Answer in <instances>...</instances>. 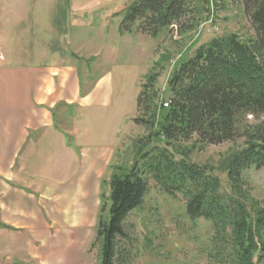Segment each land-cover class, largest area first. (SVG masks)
I'll return each mask as SVG.
<instances>
[{
  "label": "trees",
  "instance_id": "1",
  "mask_svg": "<svg viewBox=\"0 0 264 264\" xmlns=\"http://www.w3.org/2000/svg\"><path fill=\"white\" fill-rule=\"evenodd\" d=\"M247 14L253 36L231 33L199 45L167 80V98L158 96L154 77L141 85L135 124L151 130L135 145L129 167L113 166L108 194L100 195L96 239L97 264H123L118 238H126L124 222L141 206L153 180L169 196L181 195L185 212L212 224L213 264H264V204L253 198L242 180L251 166H264V0H237ZM208 0H132L120 13L119 32L133 29L150 37L176 26L182 33L200 22ZM168 100V106L162 105ZM252 120H249V118ZM220 144L244 138V146L227 155L219 170L188 159L179 144Z\"/></svg>",
  "mask_w": 264,
  "mask_h": 264
},
{
  "label": "crops",
  "instance_id": "2",
  "mask_svg": "<svg viewBox=\"0 0 264 264\" xmlns=\"http://www.w3.org/2000/svg\"><path fill=\"white\" fill-rule=\"evenodd\" d=\"M71 4L0 0V264H44L58 251L44 254V241L60 233L66 251L87 244L99 180L128 133L112 110L113 75L85 44L89 23L73 30Z\"/></svg>",
  "mask_w": 264,
  "mask_h": 264
},
{
  "label": "rangeland",
  "instance_id": "3",
  "mask_svg": "<svg viewBox=\"0 0 264 264\" xmlns=\"http://www.w3.org/2000/svg\"><path fill=\"white\" fill-rule=\"evenodd\" d=\"M132 0H72L75 16L73 30L79 29L80 22L89 23L86 28L85 44L90 51L101 54L102 67L113 75L114 93L112 110L121 116L122 128L128 133L122 138L114 161L99 180V205L93 233L84 238L85 246L74 243L70 251L66 248V238L60 233L56 239L44 241V254L50 248H58L55 256L50 254L44 264H97L100 259V243L96 239L97 220L101 215L107 218L108 202L101 211L100 195L108 194V180L113 166L129 167L133 161L135 145L147 141L151 130L148 126L135 124L130 118L137 114V97L141 85L148 77H154V89L158 96L167 98V80L182 60L191 56L195 49L214 37L237 34L242 40L253 36L247 14L237 0H208L206 12L200 14V22L193 28L180 33L178 27L171 26L160 31L157 37H150L133 29L131 33L119 34L121 15L119 13ZM76 23V24H75ZM105 25V29L102 26ZM106 30L101 36L97 32ZM96 32V33H95ZM95 48V50H93ZM106 58V59H105ZM96 59V58H95ZM94 59V60H95ZM75 63L84 79L85 62L79 58ZM87 63L86 65H88ZM96 70L97 75L101 67ZM130 120L126 123L124 118ZM59 116L56 115V119ZM126 119V118H125ZM249 120H252L250 117ZM134 123V125H132ZM132 125V126H131ZM132 127V128H131ZM101 138L95 141L103 142ZM106 139V138H105ZM188 159L200 165L214 168V174L226 189V173L218 168L230 153L244 146V138L220 144L198 142L196 137L179 144ZM244 186L250 195L264 204V166H251L242 172ZM149 190L142 204L129 213L124 222L126 238H118V248L125 256L123 264H213V228L210 221L203 218L190 219L185 212V200L181 195L169 196L156 183L148 180ZM90 237V238H89ZM89 238V239H88ZM262 264V263H261Z\"/></svg>",
  "mask_w": 264,
  "mask_h": 264
},
{
  "label": "built area",
  "instance_id": "4",
  "mask_svg": "<svg viewBox=\"0 0 264 264\" xmlns=\"http://www.w3.org/2000/svg\"><path fill=\"white\" fill-rule=\"evenodd\" d=\"M0 57H2V54H1V53H0ZM168 103H169L168 100H164L163 103H162V105H163L164 107H167V106H168Z\"/></svg>",
  "mask_w": 264,
  "mask_h": 264
}]
</instances>
